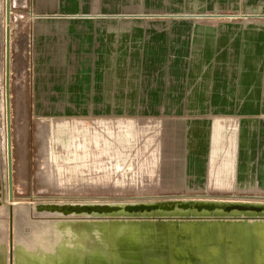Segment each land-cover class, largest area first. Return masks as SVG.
Wrapping results in <instances>:
<instances>
[{
  "label": "crops",
  "instance_id": "1",
  "mask_svg": "<svg viewBox=\"0 0 264 264\" xmlns=\"http://www.w3.org/2000/svg\"><path fill=\"white\" fill-rule=\"evenodd\" d=\"M28 1L35 6L40 20L41 39H35L32 48L37 84L44 82L45 69H72L71 80L63 73L61 83L70 81L72 85L87 86L90 105L102 101L105 110L111 106L114 82L111 76L103 79L101 72L105 69L107 74L116 65L109 55L112 23L122 27L127 16L138 15L126 13V6L264 5V0ZM96 6H125V9L110 13L109 7L100 12ZM153 14L161 19L146 29L147 40L137 61L143 79L133 96L136 104L140 99L143 101L142 115L157 118L154 120L158 128L154 121L144 129L145 122L127 118L97 119L100 134L91 140L96 147L102 143L105 155L110 154L111 161L116 160L119 167L129 140L144 134L150 143L155 134L161 158L158 163L174 179L187 181V186L194 182L201 185L202 191L216 194L264 191V24L257 19L264 17L258 16L264 13H241L237 16H253H240L236 20H223L221 14L200 11ZM209 14L214 15L206 16ZM190 18L214 22L193 24ZM54 29H57L55 43L51 41ZM69 36L77 38L76 44H81V38L87 44L85 36L91 38L86 48L89 61L67 54L71 52ZM102 52H107V59L101 58ZM85 69L88 71H79ZM83 74L85 78L81 77ZM118 85L122 86L121 80L114 83ZM140 90L142 97L138 94ZM40 93L46 94L43 90ZM212 179L220 183L216 188L208 183Z\"/></svg>",
  "mask_w": 264,
  "mask_h": 264
},
{
  "label": "rangeland",
  "instance_id": "2",
  "mask_svg": "<svg viewBox=\"0 0 264 264\" xmlns=\"http://www.w3.org/2000/svg\"><path fill=\"white\" fill-rule=\"evenodd\" d=\"M96 7H99L100 12L110 7V13H119L121 8L125 9V6ZM33 8L35 6L28 0H4L0 8V91L9 103L10 113V164L7 167L10 178L9 183L7 181V197L34 205L58 202L126 205L188 198L219 199L225 202L231 199L259 198L264 201V191L260 190L216 194L202 191L200 184L193 182L187 186V181L174 179L158 163L161 158L155 134L150 143L144 134H140L138 139L129 140L119 167L115 164L116 160L111 161L110 154L105 155L102 143L96 147L94 140H91L100 134L97 119L127 118L139 123L145 122L144 129H147V124L156 122L154 115L141 114L143 101L140 99L136 104L133 93L142 84L143 70L137 61L140 60L142 45L147 40L146 29L161 18L127 16L122 27L112 23V50L109 55L116 65L107 74L103 69L101 75L103 79L106 75V78L111 76L114 83L121 80L122 86L117 87L113 83L111 106L105 110L102 101L90 105L87 86L72 85L70 81L61 83L63 73L71 80L74 72L72 69H45L44 82L37 84L32 48L35 39L41 37L40 20ZM125 10L126 13L138 14L200 11L225 14L223 20H236L241 18L237 16L241 13L263 14L264 5H128ZM257 19L264 24V17ZM189 20L193 24L214 22L208 19ZM56 30L51 39L53 43L57 40ZM89 36L84 38L87 44H84L82 38L81 44H76L74 39L77 38L69 36L68 50L71 52L67 54L76 55L84 62L89 61L90 54L86 52L88 43L92 41ZM106 53L102 52L103 60L107 59ZM79 71L86 72L88 69ZM81 77L85 78L86 74ZM77 87L80 90H75ZM100 89L101 93L105 92L103 88ZM41 90L46 94L41 95ZM138 94L142 97L141 90ZM41 96H49V99H40ZM154 125L157 127V122ZM208 183L212 188L220 184L215 179ZM257 202L253 204L264 205L263 202Z\"/></svg>",
  "mask_w": 264,
  "mask_h": 264
},
{
  "label": "bare ground",
  "instance_id": "3",
  "mask_svg": "<svg viewBox=\"0 0 264 264\" xmlns=\"http://www.w3.org/2000/svg\"><path fill=\"white\" fill-rule=\"evenodd\" d=\"M9 119L0 91V264H126L142 253L129 247L135 239L159 264L169 258L172 264H264V205L253 204L264 203L259 198L107 206L14 201L6 194Z\"/></svg>",
  "mask_w": 264,
  "mask_h": 264
},
{
  "label": "water",
  "instance_id": "4",
  "mask_svg": "<svg viewBox=\"0 0 264 264\" xmlns=\"http://www.w3.org/2000/svg\"><path fill=\"white\" fill-rule=\"evenodd\" d=\"M6 5H7V2H6ZM180 15H182V14H179L178 16H180ZM131 16L153 17V16H160V15H158V14H138V15L134 14V15H131ZM162 16H166V15L162 14ZM191 16H197V15H193L192 14ZM206 16H210V15H206ZM221 16H225V15H221ZM240 16H253V15H240ZM258 16H264V15H258ZM7 154L9 155V151L7 152ZM8 183H9V175H8ZM93 206H94L93 208H95V206H97V205H93ZM101 206H107V205L102 204ZM235 207L242 208V206H240V205H237ZM115 244H116V242H115ZM131 246L134 248V252L141 251L142 253L140 254V256L138 255L136 257H134V255H135L134 253L131 254V256H133V257L130 258V262H128L126 264H159L160 263L155 258H147L146 257L147 254L144 253L145 252L143 250L144 243L142 242V240L135 239V241H131L129 243V247H131ZM167 264H172V259L171 258L168 259V263Z\"/></svg>",
  "mask_w": 264,
  "mask_h": 264
}]
</instances>
